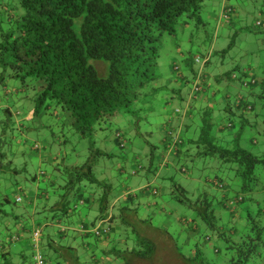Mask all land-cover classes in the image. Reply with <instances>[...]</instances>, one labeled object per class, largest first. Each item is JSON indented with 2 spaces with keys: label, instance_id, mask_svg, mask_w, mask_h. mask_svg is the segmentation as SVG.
<instances>
[{
  "label": "trees",
  "instance_id": "1",
  "mask_svg": "<svg viewBox=\"0 0 264 264\" xmlns=\"http://www.w3.org/2000/svg\"><path fill=\"white\" fill-rule=\"evenodd\" d=\"M204 2L205 0H0V127L15 132V126H19L16 135L13 133L11 138L8 137V140L16 142L17 147L0 137V179L7 172L12 174L17 171L13 162L17 158L18 147L24 144L26 146L28 137L22 136L26 130L32 129L18 119L21 116L20 108L27 111L32 109V120L53 118L62 126L68 122L74 138L82 141L91 139L87 151L83 148L76 151V148H69L70 140L63 128L62 131L59 130V133H63L61 138L38 135L29 147V153L25 152L27 155L41 152L47 145L59 146V142V147L68 158L76 152V157L82 160V163L77 161L70 165L48 167L50 182L45 180V172L39 174V171H35L30 176L31 179L27 178L30 182L37 183L38 189L45 190L46 195L51 197L50 202H47L49 208L46 217L60 228L48 240L41 239L40 253L47 264H79V260L81 264L84 262L83 255L79 254L80 250L68 243L69 228L63 227L64 223L77 218L81 211H89V207L93 205L98 206L100 216L92 222L82 218L85 222L81 226L83 229L89 230L96 221L109 218L113 183L103 180L98 175L97 167L106 168L107 165L101 166L100 162L112 159L115 154L106 148V141L99 138L97 140L100 133L108 130L107 138L113 137L117 147L124 152L128 150L123 160L116 164L119 177L127 178L129 172L124 163L131 158L136 165L133 176L139 175L138 171L144 172L143 160L138 155L133 157L130 154L133 139L144 138V133H151L152 128L155 129L151 116L156 112L157 106L164 103L167 108L178 95L187 99V102L203 95L202 88L210 74L208 65L214 53L206 51L203 54L199 49L193 53L192 47L187 49L180 43L179 36L183 33L182 36L192 42L193 36L189 38L186 30L191 21L195 24L204 23ZM231 9L229 17H225V12L221 15L226 21L225 25L230 27L236 23L232 18L238 15L235 8ZM166 35L169 37L165 40ZM169 39H175L176 53H187L185 69L181 71L173 64V74L170 76L171 80L174 79L173 85L182 84L181 88L187 90H184L187 98L182 97L183 89L165 85L158 72L160 59ZM202 56L205 68L200 67L203 64ZM178 63H183V60ZM233 73L226 71L224 74L231 75L228 80L232 81L236 76ZM243 74L249 76L245 72ZM243 74L241 88L246 93L235 92L238 95L228 98H234L235 105L226 106L227 115L223 118L225 121L213 122V111L205 110L201 116L194 118L198 125L191 121L185 123L184 134L170 131L168 135L171 137L170 148L173 154L164 156L163 160L160 159L162 161H159L156 152L159 146L146 140L151 147L148 170L153 173L157 171L155 177H158L160 169L167 170L169 174L163 175L162 179L166 182L167 189L173 192L175 202L197 211L190 223V228L193 229L187 231L193 232L195 239L187 247L186 253L184 249L187 238L175 237L169 233L166 243L170 241L171 245L164 244L184 264H223L227 258V264H264V202H257L251 196L258 191L264 193L261 177L257 174V167L264 165V152L258 156L242 146L243 142L264 144L263 128V135L257 132L258 136L255 137L248 133V128H254L258 124L257 119H261L259 121L264 124V88L258 95L254 91L257 86H264V82H259L256 77L244 81ZM165 93L169 97L163 100ZM31 96L33 106L30 109L32 103L28 102ZM191 107L193 103L191 106L189 104V112ZM247 113L251 118L257 119L248 120L245 116ZM117 118L126 120L123 122L125 128H119L113 133L110 129ZM42 127L46 125L40 120L35 130L40 133ZM127 129L129 132L135 131L132 140ZM188 129L189 138L185 134ZM214 155H218L225 165L231 167V183L228 184L222 177L215 175L212 186L216 195L211 198L207 195L199 196L194 203L187 195L183 180V177L193 178V169L186 162ZM28 167V160H25L19 174L28 172ZM112 171H115V167ZM44 181L46 183L40 185ZM160 189L159 184L152 182L145 187L156 198ZM16 190L14 204L19 205L24 202L25 193L21 186ZM179 191L183 194L181 198L177 195ZM233 191L236 196H231ZM86 194L92 197L87 198ZM18 197L21 198L19 202ZM6 203H10L9 198L0 199V220L3 216L7 220H12L8 217H14L13 212L9 214L4 209ZM154 203L160 205L158 202ZM127 214L135 218L134 213ZM226 216L229 221L228 231L223 226L221 228L226 222ZM12 221L15 226L19 223L17 219ZM122 223L121 237L125 241L124 246L114 247L105 256L114 261L121 259L124 264H157V252L162 251V243L158 244L145 235L150 222L136 218L132 221L123 220ZM41 224L38 223L36 228L41 227ZM88 225L91 226L88 228ZM203 225L213 230L217 237L212 239L207 235L201 243L199 235L204 229ZM35 229L29 238L31 258L36 254L31 241ZM17 236V239L21 238L20 235ZM100 236L99 238L102 237ZM211 240L216 245H225L226 255L222 260L211 259L205 254V247ZM189 249L194 253L189 255ZM22 256L20 264H29L31 259L28 261L27 257ZM100 257L92 260V264H101L102 260L107 259L102 255ZM12 262L13 253L8 251L7 245L0 243V264H13Z\"/></svg>",
  "mask_w": 264,
  "mask_h": 264
},
{
  "label": "rangeland",
  "instance_id": "2",
  "mask_svg": "<svg viewBox=\"0 0 264 264\" xmlns=\"http://www.w3.org/2000/svg\"><path fill=\"white\" fill-rule=\"evenodd\" d=\"M235 8V11H237L238 15H235L232 18V21L236 22L234 26H227L225 25V20L221 18L222 12L226 13L225 17H229V14L232 13V9ZM216 15L213 18L210 17V15ZM202 17L204 20L203 24H195L193 21L190 23V27L186 30V33L189 38L193 36L192 42L185 38L183 33L179 36L180 43L185 46L187 49L189 47H192V52L196 53L198 49L203 53L206 54V51H210L211 53H214V56L211 57V63L208 65V69L211 68L215 71H220L219 73H216V76L219 75L221 77V89L222 91L218 95H222V97H225V95H228L227 93H232V95L229 94V96L235 97L236 93L242 92L241 88V74L244 72L249 74V76H244V81H249L251 78L256 77L259 82H264V0H205L204 2V9L202 11ZM224 20V21H223ZM259 23H261L259 25ZM169 36L166 35L164 39L166 40ZM174 40L175 39H169L167 43L165 44V49L163 51V55L160 59V65L158 66V72L160 75L165 79L167 76L171 75V64L174 63L177 65L180 70H184V64L178 63V61L175 59L176 52L174 51ZM167 47V48H166ZM203 64L200 66L201 68H205L204 66V58L201 57ZM202 63V62H201ZM226 71H233V74H236V76L233 78V80H228V78L231 75H226ZM250 77V79H249ZM264 86L261 84L255 88V92L257 95L263 90ZM203 89V91H202ZM200 91H202L201 94H205V84L203 85ZM215 93V91H212ZM236 92V93H235ZM246 93V91H243ZM225 94V95H224ZM165 97H168V93L164 94ZM237 98V97H236ZM32 96L30 97V100L28 103H32L31 101ZM256 99L257 98H254ZM225 102L222 103L224 105ZM235 105V99L232 98L228 100L227 106L229 105ZM221 105V104H220ZM221 105V106H222ZM33 103L30 104V109L32 108ZM179 109V108H178ZM177 109H174L173 115H182L181 113L176 112ZM160 111V110H159ZM173 111V110H172ZM170 111V112H172ZM158 113V112H157ZM157 113H153L151 116V119H153V123L158 126V123L156 120H163V118L158 115ZM213 114L218 116L219 112L215 111ZM32 117V116H30ZM21 119L20 121L26 124V127L32 128L31 130H24V135L22 138L28 137L27 144L25 148H29L32 146L33 141H35L38 138V135H48L51 137H57L61 138L63 133L62 131L64 128V134L67 135V138L70 140L68 146L71 149L76 148V151L80 148L85 149L87 151L88 144L90 143V138L81 139L74 138L72 136V130L70 129L69 123H65L64 126L60 125L56 122V119L49 118L48 120H45L46 118L42 119H36V120H27V116L25 114L19 115L18 119ZM17 119V120H18ZM156 119V120H155ZM43 120L46 127H42L40 133L35 130L38 128L39 121ZM123 118H117L114 121L113 126L111 127V132H116L117 129H124L125 126L123 125V122H125ZM156 122V123H155ZM5 127V126H4ZM18 125L15 132H12L10 130L7 131V129H1V138L4 141L12 142V145L14 147H17L16 142L13 140L11 141V136L16 135L18 132ZM264 127V125L258 120V124L255 125L254 128H248V133H252L255 137L258 136V133H262L261 130ZM129 134V136L133 139L135 137V131L129 132V130H126ZM156 133L155 129L152 128L151 133H144V138L137 137L134 138V147L132 151L134 152L135 157L138 155L143 159V167L145 171L143 173H139L138 176H133V169L134 166L136 168V165H133L135 162L134 159H130L126 166L128 167L127 171L129 172L127 178L130 179V182H134V179L142 180L143 182H148L150 178L152 179V183H156V180L159 181L158 177H155L153 172H148V155L147 153L151 150L150 145L146 143V140H149L152 142L153 135ZM8 137H10L8 140ZM264 137V136H263ZM99 137H97L98 140ZM100 139V138H99ZM260 139V138H259ZM81 140V141H79ZM127 145L129 144V139L127 140ZM262 142H264L262 140ZM15 143V144H14ZM26 143V142H25ZM20 144L18 143V146ZM225 145V144H221ZM105 146L106 148L114 152L115 156L112 159H105V161H101L99 165L102 166V164L109 165L110 168L105 169V167L99 168L97 167L98 175L103 178V180L111 181L113 184H117L115 187V190L121 186V181L118 182L119 174L116 171H112L115 167L116 170V164L120 163L123 160V157L126 155L125 153L128 151H123L121 148L117 147L112 142H106ZM242 146L254 153L255 155H262L264 152V144L260 145H253V144H246L245 142L242 143ZM104 147V146H103ZM55 149V146H54ZM57 149V148H56ZM19 152H21L22 148L18 147ZM131 151V154H133ZM129 153V152H128ZM76 152L73 153V156H71L67 164L75 163L77 161L82 163V160L80 158L76 157ZM17 157L15 161L13 162L14 168H22L24 165L25 160H28V172L23 173L21 176H13L10 174V172L4 174L2 178L0 179V199L9 198L10 203H6L4 206V209L9 214H12V212H17L19 207H22V205L18 206L14 204L15 195L17 192V186H16V179H18L19 183L25 184L24 178L31 179V175H34V170L36 165H38L35 160H32V158L27 159V157ZM85 160L86 158L83 157ZM76 160V161H74ZM35 163V164H34ZM190 168L193 169V179L190 181V185L185 183V187L187 188L188 197L192 200H194V203L197 202L198 197L207 195L208 197H213L216 195V190L213 188L212 184L214 181H212L215 177V175H219L222 177L225 182L228 184L231 183L233 174L231 171V167H228L225 165L221 158L218 155L214 156H208L206 158H198L194 160H189L186 162ZM125 165V164H124ZM147 170V171H146ZM117 176H116V174ZM257 174L259 177H261L262 180V186L264 187V165H259L257 167ZM147 175L149 178H147ZM132 176V177H131ZM16 178V179H15ZM133 179V180H132ZM30 182V181H29ZM161 183H164L161 180ZM168 184V182H167ZM147 186V184H145ZM145 186V187H146ZM170 191L163 196V199L165 201V205H167V211L169 212H175L177 214L176 216H172L174 218H178L179 215L183 216L185 220H187L188 224L192 223V221L195 218L196 210L194 208H188L187 206H182L175 202L173 197L170 195ZM173 195V194H172ZM177 195L181 198L183 197V194L179 191L177 192ZM236 196V192H231V196ZM241 196L244 197V194L241 192ZM251 196H254L255 199H257V202H264V193L263 192H254ZM203 199V198H202ZM199 208V205L197 204L196 209ZM221 211L219 210L218 213ZM226 222L221 225V228L228 231L229 221L228 216H226ZM11 218V217H8ZM207 219V218H206ZM219 219V218H218ZM209 220V219H208ZM221 221V220H220ZM228 221V223H227ZM222 222V221H221ZM221 222H219L221 224ZM9 223L11 226H9ZM194 224H192L193 226ZM204 226V225H203ZM223 226V227H222ZM67 228L66 226H63ZM42 228V226H41ZM203 231L199 235V239L201 243L205 240V237L209 235L210 238H216L217 235L214 233L213 230H209L205 226L203 227ZM16 226L12 220H7V217L3 216V218L0 220V232L2 233L0 236V243H3L7 245L8 251H11L13 253V264H20L22 261V255L25 257L27 256L28 261L30 260L29 264H35V256L31 258L30 252L31 250L28 249V245L24 240L17 239L18 236L15 234ZM51 230V229H50ZM58 232V228L56 230V227L54 229ZM170 234L174 235L175 237H178L180 235L178 227H174L172 231H170ZM34 236V233H33ZM156 236L155 234L153 235ZM212 238V239H213ZM33 239V238H32ZM31 239V241H32ZM66 241V240H64ZM70 245L74 246L76 249L80 250V254L83 255L84 260H87L89 253H84V249L82 247V244L80 241L78 243L76 242H68ZM202 245V244H201ZM203 247L204 244L202 245ZM187 247L184 249V252L186 253ZM193 247V246H192ZM215 249L213 250V248ZM208 251L205 249V254H208V257L211 259H218L222 260V258L226 255L225 254V245L220 243V245L214 244L213 240H211L208 243V246L205 247ZM194 249V247H193ZM213 250V251H212ZM189 255L193 254L194 252L192 249H189L188 251ZM22 256V257H21ZM159 258V259H158ZM157 264H184L182 261L175 260V257L172 255H169L167 253H164L163 251L157 252ZM118 264H124L121 259H116ZM228 263V258L225 259L223 264Z\"/></svg>",
  "mask_w": 264,
  "mask_h": 264
},
{
  "label": "crops",
  "instance_id": "3",
  "mask_svg": "<svg viewBox=\"0 0 264 264\" xmlns=\"http://www.w3.org/2000/svg\"><path fill=\"white\" fill-rule=\"evenodd\" d=\"M214 16L216 15H213V14L210 15L211 18H213ZM176 54L177 55H175V59L177 61L183 60V64L185 66L184 60L186 59L187 53L182 51V53L177 52ZM173 64L174 63H172L170 66L171 75L167 76L162 81L165 85H168L171 87L173 86L176 89H178V88L183 87L182 84L173 85L175 84L173 82L174 79L172 80L170 79V76H172L173 74L172 72ZM208 71L210 72V74L207 78V81L205 82V94L199 97V99L194 97L193 100L191 101L189 100L187 102V99L184 100L180 98V95H178L177 97L174 98L171 104L167 105V108L164 105V103L157 106V110L155 113L158 112L157 114L159 115L161 112L160 116L163 118V120H159V122L156 120V122L158 123V126L156 127V125H154L156 133L153 135L152 143L159 146V149L156 150V152L159 155L158 157L159 161H162L164 156L173 154V150H171L170 148L171 147V137L168 135L170 131H173L175 134H179V133L180 135H182V133L184 134L185 123L191 121L193 122V124H197V122L194 121L195 120L194 118L197 116H201L203 111L205 110H212L213 113L215 111L219 112L218 116L213 114V122L219 123L221 122V120L225 121V119L223 118L225 115H227L225 108L227 106L230 93H227L228 95L224 94L225 97H222V95H218V93L222 91L221 89L222 81L219 75L216 76L215 72L219 73L221 70L215 71L209 68ZM184 90L186 89L182 90V95H183L182 97L187 98L188 97L186 95L187 90L186 92ZM212 91H215V93H213ZM219 94H222V93H219ZM230 95H233V94H230ZM168 97L163 98V100L164 99L166 100ZM223 102H225L224 105H222ZM191 103H193V107H191V111L189 112L190 109H188V107H189V104L191 106ZM177 108L182 109L184 111V113L181 116L173 115L174 109H177ZM20 114H27V120H31L33 118L32 109L27 111V110H23L22 108H20ZM237 116H239V114ZM245 116L250 121H254L257 119V118H251L249 113H247ZM238 118L242 119V117H238ZM257 120L261 121V119H257ZM263 130H264V127H263ZM108 134H109V131L104 130L99 135L100 140H102L103 142L106 141V142H112L115 144L113 137L107 138ZM185 134L189 138V135H190L189 129L187 133L185 132ZM60 144L61 143L58 142L59 146ZM132 144L134 147V142ZM54 146H55V149H54ZM59 146H57L56 144L47 145V148L45 150L41 152H35V153L32 152L31 154L27 155L25 154V152L29 153L28 152L29 148L27 147L25 148L24 145H20V148H22V150L21 152H19L18 150L16 157H22L23 159H25L24 157H26L27 155V159L33 158L35 162L38 163V165H36L35 167L34 174H35V171H39V174L41 172H45L46 173L45 180L50 182L51 175L49 171L50 169H47L48 167L51 168L52 166L58 165V164L69 165L67 164V161L69 158L64 153V151L61 150ZM184 150L185 148L181 151V153ZM131 151H130V154H131ZM132 153L133 154L131 155L134 157L135 156L134 152L132 151ZM190 154H192V152H190ZM147 155L148 156L150 155V151L147 153ZM61 158H64L62 159L63 161L61 160ZM134 163L133 165H135ZM15 169L17 171L13 172L12 175L17 176V177L18 176L22 177L23 173L19 174L22 168L17 167ZM105 169H108V166ZM133 170L134 171L136 170L135 166ZM148 172L149 173L151 172L152 174V171L148 170ZM156 172L157 171H155L153 174H155ZM137 173L139 174V171ZM168 174L169 173L167 172V170L165 171L164 168L160 169V171L158 172L157 176L159 177V181L156 180V184H159V187L161 189H160L159 196L157 198L155 195H153L152 193L150 194L149 192L145 190V186H146L145 184H147L148 186L149 182L152 181L151 178L148 182H143L142 180H137V179H134V182L133 181L130 182V179L128 180V178L124 179V177H119L118 182L121 181V186H119V188L115 190V187L117 184H113L114 189L110 197L112 201V206H111L112 208L109 213V216H111L112 218V219L110 218L111 220L109 218H104L103 220L96 221V224L93 226L94 228L90 227L91 225H88V228L90 227L89 230L83 229V227L81 226L85 225V222H83L82 218H85L87 222H90V221L92 222L98 219V217L100 216V210L98 206L93 205L89 207V211H86V212L81 211L79 215L77 216V218L70 220L66 224L64 223V225L67 228H69L68 242L72 241V242L78 243V241H80L84 249V253H87V252L89 253L87 260H84L82 264H92V260L96 259L98 256L99 258H101L100 257L101 255L107 258V259L102 260L101 264H118V262L114 261V259L105 256L106 252L107 253L111 252L114 247L124 246L125 241L121 237V234L123 231L122 221L123 220L132 221V220H135L136 218H140V220L142 221L150 222L151 225L147 228V232L145 233V235L155 240L158 244L161 242L162 244L160 245L162 247V251L171 256L173 255L175 257V260L180 261L177 258L176 254H174L173 250L166 248L164 245V244L171 245L170 241L166 243V239L169 238L170 231H172L174 227H178L179 233H180L179 237L181 238L184 237V239L187 238V246L192 245L191 242L195 239V236L193 235V232L187 233V231H190L193 228L192 227L190 228V225L188 224L187 220L184 219L183 216L179 215V217L176 219L173 217L177 215L175 214V212L167 211V205H165L166 203L163 199V196L166 195L170 190L167 189L168 186L166 187V182L163 181L162 176L163 175L166 176ZM135 176H138V175H135ZM147 178H149L148 175H147ZM192 179L193 178L183 177V180H185L184 182L189 185ZM24 180L26 181L25 184L19 183L18 182L19 180L16 179V184H17V187H20V186L23 187V192L25 193V200L22 204L18 205V206L22 205V207H19L17 212H13L14 217L9 218V219H12L14 221L16 219L18 220L19 223L18 225H16L15 234L20 235L21 236L20 239L24 240L28 245V249H30L29 238L32 235L33 229H35L38 226V223L40 222L42 223L41 230L43 232V235H44L43 238L45 241L48 240L51 235H55L57 233V231L54 230L55 227H56V230L58 228V231L60 228L58 225L51 223L49 219L46 217L47 209L49 208V203L47 202H50L51 197L49 195H46L45 190L41 191L40 189H38L37 183L29 182V180L26 177L24 178ZM160 180H162L164 183H161ZM46 181L41 182L40 185H44ZM170 193H171L170 195L173 197L172 195L173 192L170 191ZM85 196L87 198L92 197V195L90 194H86ZM154 202H158L160 205L159 206L158 204L155 205ZM163 206H165V208ZM121 209H123L122 212L120 211ZM134 210H136V212H134ZM128 212L134 213L135 218L129 216L127 214ZM22 221H24V223H21ZM97 230L101 232V236H102V237L100 236L101 238H99L96 234H94ZM154 234L156 235L155 237L153 236ZM31 255L32 254H30V256ZM84 258L85 257H83V259ZM67 264H70V263L68 262ZM79 264H81V260H79Z\"/></svg>",
  "mask_w": 264,
  "mask_h": 264
},
{
  "label": "built area",
  "instance_id": "4",
  "mask_svg": "<svg viewBox=\"0 0 264 264\" xmlns=\"http://www.w3.org/2000/svg\"><path fill=\"white\" fill-rule=\"evenodd\" d=\"M17 201L18 202L21 201V198L18 197L17 198ZM95 234L99 237L101 235V232L99 230H97L95 232ZM41 236H42L41 230L40 229H37L34 232V236H33V239H32V242L34 243L33 244V247H34L35 253H36L35 254V264H47L46 261H45V259L42 256V254L40 253Z\"/></svg>",
  "mask_w": 264,
  "mask_h": 264
},
{
  "label": "clouds",
  "instance_id": "5",
  "mask_svg": "<svg viewBox=\"0 0 264 264\" xmlns=\"http://www.w3.org/2000/svg\"><path fill=\"white\" fill-rule=\"evenodd\" d=\"M181 110H182V109H177L176 112H177V113H181V112H180ZM182 113H183V110H182ZM110 218H111V216H109V219H110ZM37 229H40V230H41V227H38ZM37 229H35V231H36ZM41 233H42V236H43V232H42V230H41ZM42 236H41V239L43 238Z\"/></svg>",
  "mask_w": 264,
  "mask_h": 264
}]
</instances>
